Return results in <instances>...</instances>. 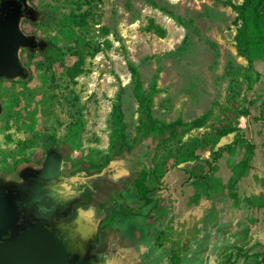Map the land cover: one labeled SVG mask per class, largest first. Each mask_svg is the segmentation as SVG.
Segmentation results:
<instances>
[{
  "label": "rangeland",
  "instance_id": "obj_1",
  "mask_svg": "<svg viewBox=\"0 0 264 264\" xmlns=\"http://www.w3.org/2000/svg\"><path fill=\"white\" fill-rule=\"evenodd\" d=\"M224 1L27 0V30L38 43L19 55L25 75L2 87L0 186L23 183L19 172L45 146V124L65 160L76 158L82 176L123 160L131 174L121 184L130 188L142 179L164 184L176 172L204 168L193 159L207 158L218 134L232 130L213 148L249 138V125L264 126V99L248 103L257 86L264 91V63L252 71L238 55L235 13ZM150 22L165 36L146 32ZM129 63L139 71L143 90L153 81L160 90L152 101L155 120L186 123L204 116V126L164 134L143 128ZM254 72L261 78L252 88ZM117 97L121 124L113 114ZM78 108L81 119L74 118ZM247 112L249 125L242 116ZM232 150L245 153L242 143ZM233 158L224 154L216 166ZM256 263L264 264L262 253Z\"/></svg>",
  "mask_w": 264,
  "mask_h": 264
},
{
  "label": "crops",
  "instance_id": "obj_2",
  "mask_svg": "<svg viewBox=\"0 0 264 264\" xmlns=\"http://www.w3.org/2000/svg\"><path fill=\"white\" fill-rule=\"evenodd\" d=\"M255 126H248L255 146L248 163L232 147L221 156L232 154L233 161L215 163L209 173L201 167L176 172L164 184L145 181L148 205L132 185L123 200L112 197L90 216L80 208L71 239L74 262L258 264L257 254L264 257V126Z\"/></svg>",
  "mask_w": 264,
  "mask_h": 264
},
{
  "label": "flooded vegetation",
  "instance_id": "obj_3",
  "mask_svg": "<svg viewBox=\"0 0 264 264\" xmlns=\"http://www.w3.org/2000/svg\"><path fill=\"white\" fill-rule=\"evenodd\" d=\"M26 1L0 0V32L9 28L10 22L15 18L19 33L24 37H32L27 30L30 26L31 11ZM26 50L28 48L23 47L17 50L20 64L19 55L25 54ZM21 66L25 75V68L22 64ZM15 78L18 77L0 78V114L2 112V87L13 84ZM57 138L51 134L49 126L45 124V146L42 145L40 154L36 155L39 159L36 158L33 162L27 163L19 172L24 175L23 183L13 188L0 186V191H3L13 201L11 211L14 219L5 231L0 230V243H10L17 234L34 223H40L58 235L69 251L71 264H76L71 250V239L75 235L74 221L80 208H83L90 216L96 213L99 204L112 203V197L117 196L115 199L122 198L123 200L130 191L128 185L121 184L127 176L124 171L127 167L123 160H116L110 169L82 176L76 158L69 162L61 154L60 146L55 142ZM49 156L58 159L61 164L56 176L45 178L42 172ZM108 172L112 173L108 174ZM99 180L103 183L100 187H98ZM133 189L137 190L135 186ZM103 209L100 212H103Z\"/></svg>",
  "mask_w": 264,
  "mask_h": 264
},
{
  "label": "trees",
  "instance_id": "obj_4",
  "mask_svg": "<svg viewBox=\"0 0 264 264\" xmlns=\"http://www.w3.org/2000/svg\"><path fill=\"white\" fill-rule=\"evenodd\" d=\"M223 5L230 7L235 13V48L238 55L245 59L248 64V67L253 71L254 65L256 63H264V0H242L240 3H234L232 0H225L223 2ZM188 23L192 24L191 21ZM145 31L148 33H152L158 37L165 36V30L154 24V22H150L145 28ZM52 48L55 50V55L61 54V50L59 48H57L56 46H52ZM127 69L130 74L131 83L133 85V92L139 110V119L143 128L149 130L159 129V133L164 134L165 132H172L177 128H184L185 131H190L194 129H201L204 126V116L186 123L181 122L180 120L171 123H163L158 120H155L152 114V101L154 96H156L160 92L159 88L153 81L148 86L147 91L143 90V86L140 80V73L137 68L129 63L127 65ZM260 78L261 75L258 72H254V78L250 82L252 84V88L255 84L259 82ZM259 99H264V91H261L257 86L254 89L251 96V100L248 103L250 105H253ZM75 103L76 99L73 100V109L76 108ZM257 111L259 114H261V109H258ZM113 114L115 120L119 124H121L122 113L120 97H117V100L113 105ZM242 116L246 118V121L249 124L248 117L250 116V114L247 112L245 115L242 114ZM74 118H82L81 108H78L75 111ZM121 133V139L124 144V141L126 143V136L122 131ZM231 133L232 130H226L218 134L215 140L213 141V146L211 147L209 156L203 160H197L199 159L197 157L193 160L201 162L210 171L213 169V166L215 165L216 161L220 158L223 153H228L230 149L234 147V145L242 143L244 151L246 153V162L248 163L252 157L255 146L250 139L244 136H241L236 142L232 144H225L222 146H218L217 148H213L218 144L220 139L226 137ZM128 149L131 150V147H129ZM144 183L145 181H143L142 179L136 183L135 187L139 195V197L137 196L138 200L142 201L143 204L148 205L150 203V199L148 198V190L145 187Z\"/></svg>",
  "mask_w": 264,
  "mask_h": 264
},
{
  "label": "water",
  "instance_id": "obj_5",
  "mask_svg": "<svg viewBox=\"0 0 264 264\" xmlns=\"http://www.w3.org/2000/svg\"><path fill=\"white\" fill-rule=\"evenodd\" d=\"M36 46L34 37H24L18 31L15 18L9 28L0 32V78L22 77L23 68L17 58L19 47L32 49ZM60 161L49 156L44 164L42 176L57 175ZM13 201L0 191V230L14 221L11 211ZM0 264H71L69 251L58 235L40 223L17 234L10 243H0Z\"/></svg>",
  "mask_w": 264,
  "mask_h": 264
}]
</instances>
